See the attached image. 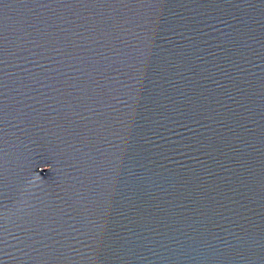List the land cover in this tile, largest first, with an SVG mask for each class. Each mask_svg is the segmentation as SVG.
I'll list each match as a JSON object with an SVG mask.
<instances>
[{"label":"water","instance_id":"water-1","mask_svg":"<svg viewBox=\"0 0 264 264\" xmlns=\"http://www.w3.org/2000/svg\"><path fill=\"white\" fill-rule=\"evenodd\" d=\"M0 264H264V0H0Z\"/></svg>","mask_w":264,"mask_h":264}]
</instances>
